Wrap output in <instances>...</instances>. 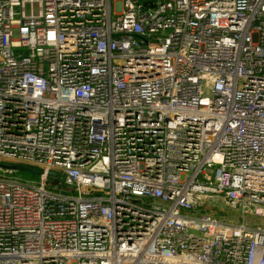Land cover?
Here are the masks:
<instances>
[{"label": "built area", "instance_id": "built-area-1", "mask_svg": "<svg viewBox=\"0 0 264 264\" xmlns=\"http://www.w3.org/2000/svg\"><path fill=\"white\" fill-rule=\"evenodd\" d=\"M0 164V264H264V0H0Z\"/></svg>", "mask_w": 264, "mask_h": 264}, {"label": "rangeland", "instance_id": "rangeland-1", "mask_svg": "<svg viewBox=\"0 0 264 264\" xmlns=\"http://www.w3.org/2000/svg\"><path fill=\"white\" fill-rule=\"evenodd\" d=\"M15 176H17L18 178L23 179V180H36V178H37L36 176L30 175L28 173L18 172V171L15 172ZM207 205L209 207H213V208H223V204L221 202L220 203H218V202L212 203L211 201H208ZM223 210L226 211L225 209H223ZM226 214L230 215V218H232V219H235V220L238 219L235 221L236 223H238V224L241 223V220H239L240 217L238 216V218H237V214L239 215V212H237V213L231 212V213H226ZM216 216L220 217L222 219V216H218V215H216ZM246 221H247V223H250L251 225H252V223L253 224H260V222L257 219L252 218L251 216H248V215L246 216Z\"/></svg>", "mask_w": 264, "mask_h": 264}, {"label": "water", "instance_id": "water-1", "mask_svg": "<svg viewBox=\"0 0 264 264\" xmlns=\"http://www.w3.org/2000/svg\"><path fill=\"white\" fill-rule=\"evenodd\" d=\"M0 167H2V168H9V169H12L13 171L28 173V174H31L33 176H38V175L41 174V171L38 170V169L24 167V166H21V165H5V164H0ZM50 174L51 175H56V173H54V172H50Z\"/></svg>", "mask_w": 264, "mask_h": 264}]
</instances>
